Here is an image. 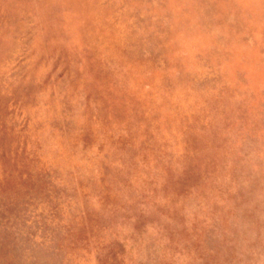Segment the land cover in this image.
Wrapping results in <instances>:
<instances>
[{"label":"rangeland","instance_id":"1","mask_svg":"<svg viewBox=\"0 0 264 264\" xmlns=\"http://www.w3.org/2000/svg\"><path fill=\"white\" fill-rule=\"evenodd\" d=\"M0 264H264V0H0Z\"/></svg>","mask_w":264,"mask_h":264}]
</instances>
